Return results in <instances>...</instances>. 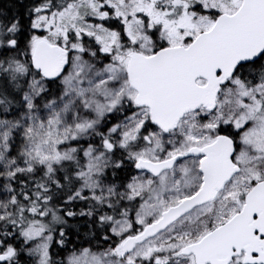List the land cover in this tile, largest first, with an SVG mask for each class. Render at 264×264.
Wrapping results in <instances>:
<instances>
[{"label":"snow or ice","instance_id":"obj_1","mask_svg":"<svg viewBox=\"0 0 264 264\" xmlns=\"http://www.w3.org/2000/svg\"><path fill=\"white\" fill-rule=\"evenodd\" d=\"M0 264H264V0L0 3Z\"/></svg>","mask_w":264,"mask_h":264},{"label":"trees","instance_id":"obj_2","mask_svg":"<svg viewBox=\"0 0 264 264\" xmlns=\"http://www.w3.org/2000/svg\"><path fill=\"white\" fill-rule=\"evenodd\" d=\"M0 3H7V0H0Z\"/></svg>","mask_w":264,"mask_h":264}]
</instances>
